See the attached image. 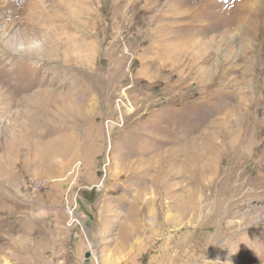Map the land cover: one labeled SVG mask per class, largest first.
<instances>
[{"label":"rangeland","instance_id":"rangeland-1","mask_svg":"<svg viewBox=\"0 0 264 264\" xmlns=\"http://www.w3.org/2000/svg\"><path fill=\"white\" fill-rule=\"evenodd\" d=\"M0 264H264V0H0Z\"/></svg>","mask_w":264,"mask_h":264},{"label":"built area","instance_id":"built-area-1","mask_svg":"<svg viewBox=\"0 0 264 264\" xmlns=\"http://www.w3.org/2000/svg\"><path fill=\"white\" fill-rule=\"evenodd\" d=\"M121 101V100H120ZM122 104H125V106L128 108V106L131 105V102L129 101L128 104L125 101H122ZM120 105V104H119ZM76 221V219H74Z\"/></svg>","mask_w":264,"mask_h":264}]
</instances>
